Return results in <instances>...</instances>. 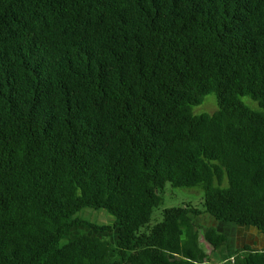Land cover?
Returning a JSON list of instances; mask_svg holds the SVG:
<instances>
[{"label": "trees", "instance_id": "16d2710c", "mask_svg": "<svg viewBox=\"0 0 264 264\" xmlns=\"http://www.w3.org/2000/svg\"><path fill=\"white\" fill-rule=\"evenodd\" d=\"M204 213L264 234V0H0V264H205Z\"/></svg>", "mask_w": 264, "mask_h": 264}, {"label": "rangeland", "instance_id": "374dc122", "mask_svg": "<svg viewBox=\"0 0 264 264\" xmlns=\"http://www.w3.org/2000/svg\"><path fill=\"white\" fill-rule=\"evenodd\" d=\"M242 100L252 108H259L258 103L254 101L250 96L242 97ZM217 103L218 98L216 93H211L206 96L202 104L195 106L193 110L196 114L213 113L218 108ZM162 196L163 203L155 209L151 225H153L157 221L162 220L163 210L165 208L182 206L186 203H191L202 208L204 203V190L200 186L192 188H181L173 187L170 183H168L162 190ZM78 215L92 223L100 225L112 224L115 221L114 215L104 209L86 208L81 210ZM196 222L201 223L204 226H216L220 231H224L229 235L228 244L225 247L223 246L224 250L226 249V254H232L235 248L242 247L245 244H250L252 246L260 245L259 240L261 239V237H264V234H262L255 227L218 221L208 213L197 216ZM74 229L72 228L68 230L65 234L64 239H71V236H74L73 233L76 232L78 228ZM86 229L93 235L102 234V232H100L99 230H93V228L91 227H86ZM107 236H109L111 240H116L117 232L108 233ZM200 242L201 245L210 253V260L205 264H219L218 261L221 259V256L223 259L227 258L225 253H223L222 247V250H214L211 245L207 243L204 236H201ZM262 243H264V241H262ZM257 248H259V246H257Z\"/></svg>", "mask_w": 264, "mask_h": 264}, {"label": "crops", "instance_id": "0c3cea01", "mask_svg": "<svg viewBox=\"0 0 264 264\" xmlns=\"http://www.w3.org/2000/svg\"><path fill=\"white\" fill-rule=\"evenodd\" d=\"M264 237H261V239L259 240V244L260 245H257V246H259V248H264V243H262V241H264V239H263ZM226 245H224V247H225ZM257 246H253L254 248H257ZM239 247V246H238ZM223 248V247H222ZM222 248L221 249H218V250H222ZM220 252V251H219ZM223 253H225V255H226V257H228L229 255H230V253H228V254H226V249L224 250V248H223ZM227 259V258H226ZM226 259H223L222 258V256H221V259L218 261V263L220 264V262H221V264L224 262V261H226ZM209 262V261H208Z\"/></svg>", "mask_w": 264, "mask_h": 264}]
</instances>
